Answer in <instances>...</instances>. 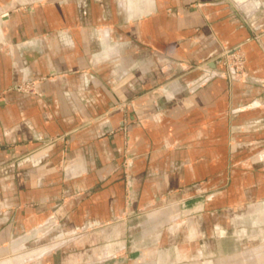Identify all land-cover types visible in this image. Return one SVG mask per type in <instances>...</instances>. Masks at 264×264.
<instances>
[{"label":"crops","instance_id":"crops-1","mask_svg":"<svg viewBox=\"0 0 264 264\" xmlns=\"http://www.w3.org/2000/svg\"><path fill=\"white\" fill-rule=\"evenodd\" d=\"M235 10L264 78V0H0V264H264V87L218 59L250 36Z\"/></svg>","mask_w":264,"mask_h":264},{"label":"rangeland","instance_id":"rangeland-1","mask_svg":"<svg viewBox=\"0 0 264 264\" xmlns=\"http://www.w3.org/2000/svg\"><path fill=\"white\" fill-rule=\"evenodd\" d=\"M236 11V10H235ZM234 16L237 18V20L247 26V28L250 30V36L248 38L235 43L232 46L229 47H223L222 50L219 53L218 59L220 60L221 64L223 65V68L220 70V76L223 78L229 80L230 82L232 81H238V82H249V83H254L257 84L261 87H264V78L262 77H257V76H251L247 74L246 72V53L244 49V42H246L249 39H254L260 44V36L258 33H256L252 26L251 23L246 19L245 15L242 14L241 12H234ZM193 67V66H191ZM33 81H22L18 82L15 84V89L21 92H32L34 91V86H33ZM129 227L133 226V224H136L137 221L131 220L127 222ZM133 228V227H132ZM79 232H84V229L79 231ZM129 234V233H128ZM51 236H46L43 240H40V243L48 242L51 241L52 238ZM129 238L133 239L132 236L129 234ZM33 239L30 238V245L29 247L33 246ZM254 244V241L250 242ZM55 244V243H53ZM73 243H67L68 246L72 245ZM227 245V248H231L233 246V240L227 241L226 243H223ZM52 244L48 245H42V247L47 250ZM127 254V252H122L120 254ZM129 255V254H128ZM33 257V256H32ZM26 261V260H25Z\"/></svg>","mask_w":264,"mask_h":264},{"label":"bare ground","instance_id":"bare-ground-1","mask_svg":"<svg viewBox=\"0 0 264 264\" xmlns=\"http://www.w3.org/2000/svg\"><path fill=\"white\" fill-rule=\"evenodd\" d=\"M45 250V248H37V249H32V250H25L19 254H17V256H15L12 259L9 258H4L2 262L6 263V262H12V264H21L23 261L28 260L30 257L38 255L39 253L43 252Z\"/></svg>","mask_w":264,"mask_h":264}]
</instances>
